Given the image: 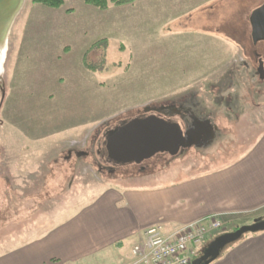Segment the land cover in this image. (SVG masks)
<instances>
[{
	"label": "rangeland",
	"instance_id": "rangeland-1",
	"mask_svg": "<svg viewBox=\"0 0 264 264\" xmlns=\"http://www.w3.org/2000/svg\"><path fill=\"white\" fill-rule=\"evenodd\" d=\"M147 1L102 11L82 0H64L59 9L24 0L0 66V254L14 244L13 234L40 226L39 203L46 202L47 218L56 213L60 221L91 205L109 181L140 186L134 175L146 167L166 175L151 183L179 182L240 156L264 130V91L242 87L264 88V81L235 73L237 63L226 49L238 48L234 38L250 54L249 37L239 35L248 34L249 14L261 0L159 11L147 9ZM212 35L229 44L215 68ZM150 115L185 133L201 122L213 134L174 157L159 154L137 166L111 163L104 147L108 133ZM76 197L79 204H73ZM229 224L224 231L232 230ZM226 233L205 240L194 259Z\"/></svg>",
	"mask_w": 264,
	"mask_h": 264
},
{
	"label": "crops",
	"instance_id": "crops-1",
	"mask_svg": "<svg viewBox=\"0 0 264 264\" xmlns=\"http://www.w3.org/2000/svg\"><path fill=\"white\" fill-rule=\"evenodd\" d=\"M228 2L148 0L150 5L145 7L158 11L224 9ZM263 4L264 0H261L252 9ZM239 37L245 40L249 37L252 50L250 54L246 53L242 48L244 44L233 38L239 49L232 46L226 49L232 53V62L237 63L235 73L243 72L253 82L257 77L263 83L264 41L256 45L252 43L250 24L248 34ZM210 40L215 44L212 55L215 68L218 58L220 62L222 46L229 44L224 45L214 35L210 36ZM259 44L262 46L258 47ZM218 68L220 70L221 65ZM214 72L210 78L216 77ZM233 73L231 71L232 78ZM231 87L228 90H234L235 86ZM236 87L239 89L241 86ZM242 87H248V93L264 91V88L256 89L254 85ZM3 125L0 123V129ZM163 176L166 175H138L140 186L136 187H124L122 181H109L102 185L95 198L87 202L91 205L82 210L75 208L72 216L66 214L65 219L60 221L56 213L53 218H47L46 202L43 205L39 203L43 208L39 207L38 213L34 212L33 216L37 213L40 226L24 230L22 235L13 234L11 243L14 244L0 254V264H131L133 246L150 227L160 226L168 235L179 227L209 216L219 217L225 225L230 223V229L264 221V130L243 154L229 158L210 171L168 185L151 183L158 182ZM92 188L93 185H90L89 192H93ZM80 202L77 198L73 204ZM48 221L54 224L49 227ZM222 251L211 264H264V231L241 238Z\"/></svg>",
	"mask_w": 264,
	"mask_h": 264
},
{
	"label": "water",
	"instance_id": "water-1",
	"mask_svg": "<svg viewBox=\"0 0 264 264\" xmlns=\"http://www.w3.org/2000/svg\"><path fill=\"white\" fill-rule=\"evenodd\" d=\"M23 3L24 0H0V44L8 37L11 25ZM249 24L252 43L256 45L263 42L264 4L250 14ZM1 93L3 99L4 91L1 90ZM204 133L199 125L184 133L179 124L150 115L133 118L109 132L104 147L107 159L114 165H140L159 154L174 157L184 148L194 145L195 139ZM210 133L208 127L206 135ZM263 231L264 221H255L251 225L219 236L209 245L203 256L192 264H211L223 249L237 242L243 235Z\"/></svg>",
	"mask_w": 264,
	"mask_h": 264
},
{
	"label": "built area",
	"instance_id": "built-area-1",
	"mask_svg": "<svg viewBox=\"0 0 264 264\" xmlns=\"http://www.w3.org/2000/svg\"><path fill=\"white\" fill-rule=\"evenodd\" d=\"M224 226L219 217L209 216L179 227L168 235L160 226L150 227L133 246L131 264H191L196 249L223 231Z\"/></svg>",
	"mask_w": 264,
	"mask_h": 264
},
{
	"label": "trees",
	"instance_id": "trees-1",
	"mask_svg": "<svg viewBox=\"0 0 264 264\" xmlns=\"http://www.w3.org/2000/svg\"><path fill=\"white\" fill-rule=\"evenodd\" d=\"M82 1L84 2L85 5H88V6H91L93 8H96L98 10L103 11V10H106L109 7V5L123 6L126 4L133 3L135 0H82ZM29 3L32 5H41V6H44L46 8H49V9H59L64 4V0H29ZM97 46H98L97 44H94L91 47V49L94 47H97ZM142 164H144V162ZM149 171L150 170L142 172V173L144 175H148V174L152 173V170H151V172H149ZM134 176L137 177L138 174L134 175ZM238 228L239 227H235L232 230H229L227 232H234Z\"/></svg>",
	"mask_w": 264,
	"mask_h": 264
},
{
	"label": "flooded vegetation",
	"instance_id": "flooded-vegetation-1",
	"mask_svg": "<svg viewBox=\"0 0 264 264\" xmlns=\"http://www.w3.org/2000/svg\"><path fill=\"white\" fill-rule=\"evenodd\" d=\"M182 124L184 123L183 121L181 122ZM197 124L199 125V128H202V130L205 132L204 134H200L199 135V143H200V145H203V141H205V140H209L210 139V137L212 136V134H213V132L212 133H210L209 135H206V133H207V130H208V128L206 127V125H203V124H201V122H197ZM182 129H184L183 128V126H182ZM184 133H185V131H184ZM206 135V136H205ZM204 136H205V138H204ZM204 138V139H203ZM212 139H213V137H212ZM162 155V154H161ZM135 166H137V165H135ZM142 170H141V172H145L147 169H149V168H147L146 169V167H144V168H141Z\"/></svg>",
	"mask_w": 264,
	"mask_h": 264
},
{
	"label": "bare ground",
	"instance_id": "bare-ground-1",
	"mask_svg": "<svg viewBox=\"0 0 264 264\" xmlns=\"http://www.w3.org/2000/svg\"><path fill=\"white\" fill-rule=\"evenodd\" d=\"M6 42H7V38H6V40H5V38H4V40L2 41V43L0 44V66H1V63H2V58H3V56H4V53H3V51H4V47H5V45H6ZM2 51V52H1ZM154 158V157H153Z\"/></svg>",
	"mask_w": 264,
	"mask_h": 264
}]
</instances>
